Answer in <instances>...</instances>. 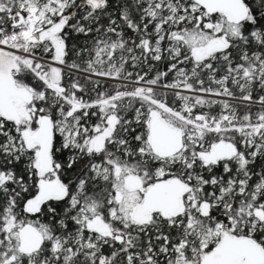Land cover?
<instances>
[{
    "label": "snow or ice",
    "instance_id": "snow-or-ice-1",
    "mask_svg": "<svg viewBox=\"0 0 264 264\" xmlns=\"http://www.w3.org/2000/svg\"><path fill=\"white\" fill-rule=\"evenodd\" d=\"M0 264H264V0H0Z\"/></svg>",
    "mask_w": 264,
    "mask_h": 264
}]
</instances>
